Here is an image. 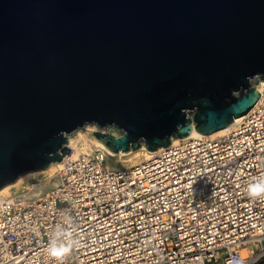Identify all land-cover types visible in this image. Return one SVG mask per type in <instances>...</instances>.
I'll use <instances>...</instances> for the list:
<instances>
[{
	"label": "water",
	"instance_id": "1",
	"mask_svg": "<svg viewBox=\"0 0 264 264\" xmlns=\"http://www.w3.org/2000/svg\"><path fill=\"white\" fill-rule=\"evenodd\" d=\"M264 82V0H0V189L70 153L234 125Z\"/></svg>",
	"mask_w": 264,
	"mask_h": 264
},
{
	"label": "built area",
	"instance_id": "2",
	"mask_svg": "<svg viewBox=\"0 0 264 264\" xmlns=\"http://www.w3.org/2000/svg\"><path fill=\"white\" fill-rule=\"evenodd\" d=\"M221 137L188 136L135 166L93 148L0 197V264H56L46 248L72 218L64 264H264V82ZM257 247V248H255Z\"/></svg>",
	"mask_w": 264,
	"mask_h": 264
},
{
	"label": "bare ground",
	"instance_id": "3",
	"mask_svg": "<svg viewBox=\"0 0 264 264\" xmlns=\"http://www.w3.org/2000/svg\"><path fill=\"white\" fill-rule=\"evenodd\" d=\"M241 118L242 116L235 118L233 121L234 125L218 130L208 135L207 137L215 138V137L223 136L224 134L230 132L235 127V124L240 121ZM93 131L95 130L94 129H89L88 131L78 130V131H75L73 134L69 135L68 136V147L70 148V153L68 155H66L60 162L53 163L46 169L28 172L20 176L15 182L5 185L4 187L0 189V197L4 195H8L13 190L19 189L20 187L23 186L24 183H26L30 179H35L40 176H47V177L52 176L58 169L62 167L67 157L71 155H76L78 152H81V151H87L88 149H93V148H99V149L104 148L107 151V159L109 158L110 160L115 162V164H118L120 166L132 167L141 162L151 159L158 151L164 148L162 147V148H159L158 150L150 152L142 147L133 152L123 153L119 151L117 153H114L108 150L100 141H98L97 139L89 135V133H92ZM191 135L199 136L200 134L194 131L191 133ZM181 139L183 138H176L171 142V144L178 142ZM107 166L111 167L109 165Z\"/></svg>",
	"mask_w": 264,
	"mask_h": 264
},
{
	"label": "clouds",
	"instance_id": "4",
	"mask_svg": "<svg viewBox=\"0 0 264 264\" xmlns=\"http://www.w3.org/2000/svg\"><path fill=\"white\" fill-rule=\"evenodd\" d=\"M250 199L264 198V177L256 178L246 188ZM71 217H65L63 224L57 225L52 233L46 252L48 257L56 261V264H64L65 258L71 254L77 241L73 239L70 226ZM231 264V262H230Z\"/></svg>",
	"mask_w": 264,
	"mask_h": 264
},
{
	"label": "rangeland",
	"instance_id": "5",
	"mask_svg": "<svg viewBox=\"0 0 264 264\" xmlns=\"http://www.w3.org/2000/svg\"><path fill=\"white\" fill-rule=\"evenodd\" d=\"M89 129H94V130H96V126L95 125H93V124H87V125H85L83 128H81V129H79V130H82V131H88ZM78 131V130H77ZM131 152H133V151H131ZM107 165H109V166H111V167H113V168H121L122 166H120V165H118V164H115V162H113L112 160H110L109 158L107 159ZM42 177H44V176H40V177H38V178H35V179H40V178H42ZM47 177V176H46ZM30 180H32V179H30ZM28 182V181H27ZM26 182V183H27ZM26 183H24V184H26ZM23 184V185H24ZM21 188V187H20ZM18 190V189H17ZM14 191V190H13Z\"/></svg>",
	"mask_w": 264,
	"mask_h": 264
}]
</instances>
